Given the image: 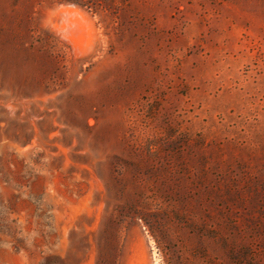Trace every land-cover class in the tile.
Returning a JSON list of instances; mask_svg holds the SVG:
<instances>
[{"label":"rangeland","instance_id":"1","mask_svg":"<svg viewBox=\"0 0 264 264\" xmlns=\"http://www.w3.org/2000/svg\"><path fill=\"white\" fill-rule=\"evenodd\" d=\"M0 264H264V0H0Z\"/></svg>","mask_w":264,"mask_h":264}]
</instances>
